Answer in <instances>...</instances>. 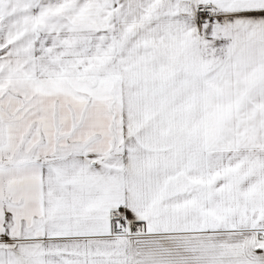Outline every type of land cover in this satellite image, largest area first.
Listing matches in <instances>:
<instances>
[{"label": "snow or ice", "instance_id": "snow-or-ice-1", "mask_svg": "<svg viewBox=\"0 0 264 264\" xmlns=\"http://www.w3.org/2000/svg\"><path fill=\"white\" fill-rule=\"evenodd\" d=\"M0 264H264V0H0Z\"/></svg>", "mask_w": 264, "mask_h": 264}]
</instances>
